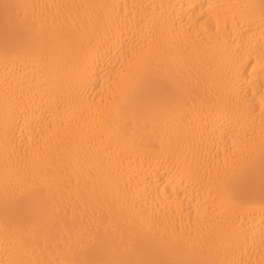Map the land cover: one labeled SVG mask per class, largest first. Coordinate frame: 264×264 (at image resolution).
I'll use <instances>...</instances> for the list:
<instances>
[{
  "label": "bare ground",
  "instance_id": "obj_1",
  "mask_svg": "<svg viewBox=\"0 0 264 264\" xmlns=\"http://www.w3.org/2000/svg\"><path fill=\"white\" fill-rule=\"evenodd\" d=\"M0 264H264V0H0Z\"/></svg>",
  "mask_w": 264,
  "mask_h": 264
}]
</instances>
